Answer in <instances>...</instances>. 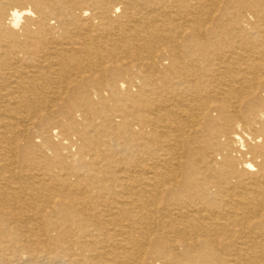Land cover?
<instances>
[{"label": "bare ground", "instance_id": "obj_1", "mask_svg": "<svg viewBox=\"0 0 264 264\" xmlns=\"http://www.w3.org/2000/svg\"><path fill=\"white\" fill-rule=\"evenodd\" d=\"M0 264H264V0H0Z\"/></svg>", "mask_w": 264, "mask_h": 264}]
</instances>
